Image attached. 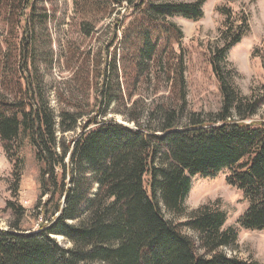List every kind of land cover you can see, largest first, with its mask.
<instances>
[{"label":"trees","instance_id":"1","mask_svg":"<svg viewBox=\"0 0 264 264\" xmlns=\"http://www.w3.org/2000/svg\"><path fill=\"white\" fill-rule=\"evenodd\" d=\"M41 1L0 0L5 24L22 33L20 40L15 39L16 55L24 68L35 58L36 31L49 18L45 10L36 12ZM206 1L73 0L85 36L113 13L118 19L124 10L117 28L121 36L118 41L116 32L113 39L119 44L120 69L114 53L101 72L100 104L107 108L122 96L119 76L130 97L128 86L150 78L153 72L158 79L168 70L164 76L171 102L151 111L156 123L140 125L135 117L127 118L132 128L100 121L81 108L78 113L60 109L56 114L34 80L11 82L10 93L0 94V142L12 163L10 191L16 199L21 150L28 145L39 166L36 208L45 223L38 231L25 233L19 226L24 208L7 202L16 223L0 231V264H256L219 252L237 238L233 229H222L226 217L220 209L206 206L183 224H175L164 218L161 208L182 214L193 178L225 172L226 183L248 203L239 225L264 231V122H245L259 104L241 96L224 73L228 50L244 34L243 28L233 32L230 13L224 14L222 46L208 58L218 83L220 109L207 120L186 110L183 59L174 49L177 45L181 50L183 35L166 19L198 21ZM245 21L240 18L238 27ZM182 119L186 122L180 124ZM182 226L197 234L203 255L181 231ZM56 237L71 247H63Z\"/></svg>","mask_w":264,"mask_h":264},{"label":"rangeland","instance_id":"2","mask_svg":"<svg viewBox=\"0 0 264 264\" xmlns=\"http://www.w3.org/2000/svg\"><path fill=\"white\" fill-rule=\"evenodd\" d=\"M165 1L193 3L197 0ZM38 4L37 14L46 11L49 18L36 31L35 58L32 65L28 64V68L21 65L16 55L18 41L15 36L20 40L21 31H11L0 13V94L8 95L9 84L14 80L22 83L23 78L28 81L32 79L56 114L60 109L78 113L77 108H81L84 112H92L91 116L96 115L100 121L112 120L132 128L134 124L129 123V117H135L140 125L147 121L156 123L151 111L171 102L170 84L164 76L170 70L164 71V74L161 72L158 79L153 72L150 78L128 86L130 97L126 93L125 81L119 76L122 95L119 100L107 108L104 102L100 104L99 101L98 90L103 79L101 72L105 64H111L114 53L117 68L120 69V51L117 52L116 48L121 34L117 28L125 15L124 10L118 19L113 13L111 17L97 23L85 36L79 29L73 0H42ZM202 11L203 17L198 21L182 17L166 19L180 29L183 35L179 46L181 50L178 51L177 45L174 49L183 59L187 112L207 120L208 116H214L220 109L218 83L211 72L208 58L211 51L222 46L221 36L226 24L224 14L230 13L228 24L233 25V32L243 28L244 34L228 50L223 65L224 73L229 75L230 84L241 96L252 98L259 104L251 119L245 122H264V0H207ZM242 17L246 23L239 28V19ZM116 32L118 41L113 42ZM172 68H176L175 64ZM118 110L120 114L115 113ZM104 111L107 115L98 117L97 114ZM184 122L186 119H182L180 124ZM21 157L23 167L19 194L15 199L10 191L12 163L7 159L0 142V231L9 230L16 223L15 217L6 209L9 201L24 208L25 215L19 226L25 233L38 231L44 222L36 208L39 198V166L32 148L25 145ZM206 206L224 212L226 219L222 229H233L237 236L232 246L222 247L219 252L228 258L264 264V231H249L239 225L238 220L248 203L240 191L226 183L225 172L214 177L193 178L182 214L173 215L163 206L161 208L166 220L183 224L194 212ZM181 231L195 242L198 254L203 255L197 234L185 226L181 227ZM56 239L63 247H71L64 238Z\"/></svg>","mask_w":264,"mask_h":264}]
</instances>
